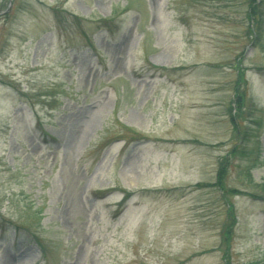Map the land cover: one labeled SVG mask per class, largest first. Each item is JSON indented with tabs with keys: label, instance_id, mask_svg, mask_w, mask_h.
Listing matches in <instances>:
<instances>
[{
	"label": "rangeland",
	"instance_id": "1",
	"mask_svg": "<svg viewBox=\"0 0 264 264\" xmlns=\"http://www.w3.org/2000/svg\"><path fill=\"white\" fill-rule=\"evenodd\" d=\"M0 14V264H264V0Z\"/></svg>",
	"mask_w": 264,
	"mask_h": 264
},
{
	"label": "trees",
	"instance_id": "2",
	"mask_svg": "<svg viewBox=\"0 0 264 264\" xmlns=\"http://www.w3.org/2000/svg\"><path fill=\"white\" fill-rule=\"evenodd\" d=\"M262 21H263L262 20V16L259 15L258 16V19H257V25L253 29L254 30L253 31V37H254V41L255 42L258 41L260 39V37H261V33H262ZM101 23L107 24L108 21L107 20H104ZM237 95H238V108L235 111V116H234L236 118V120H237V117H238L237 116L238 113L240 115L244 113L243 107H242L243 104H242V101L240 102V100L243 98V103H244L245 98H246L245 96H243V94L239 93V91L237 92ZM233 123L235 124L234 126L236 128V133H237V135L239 137V141L241 143V145H239V147H235L234 150L232 151V156H236L237 154L238 155L241 154V150L239 152H237V148H239V149H241V148L242 149H245V147H246L245 143L251 139V137L253 136V131L250 130L249 128H247V126H244V129L241 130L239 124L237 126L236 123H235V121H234V119H233ZM257 124L259 125V129H258V131H255V135H256L255 136L256 137L255 138V144L257 145L256 146V149H257V152H258L259 147H260L259 139H260V134H261V130H262V124L261 123H257ZM258 157L259 156L257 155V160H256V162H254L255 167H256V164L258 163ZM228 164H229V159H226V163H223L221 165L222 167H221V170H220V172L218 174V177H217V185H219L220 183L223 182V179L225 178V175L227 174V167L226 166H228ZM248 176H250V174ZM198 186L199 187H206L205 185H202L201 186L200 184ZM262 187H263V191H264V185ZM123 194H124V198H123L124 200L123 201H125V202L128 201V199L132 196V193L129 192V191H126V190L123 191ZM231 217H232V220L234 221L235 220V217L233 216V214H231ZM233 227H234V222H233V224L231 225V227L229 228V230L227 232V235L228 236L225 239L226 242H228L232 238L231 237V234H232ZM228 247H229V245H228ZM226 248H227V246H226Z\"/></svg>",
	"mask_w": 264,
	"mask_h": 264
}]
</instances>
